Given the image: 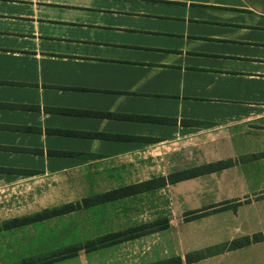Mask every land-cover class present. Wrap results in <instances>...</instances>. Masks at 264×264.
<instances>
[{"label":"crops","instance_id":"obj_1","mask_svg":"<svg viewBox=\"0 0 264 264\" xmlns=\"http://www.w3.org/2000/svg\"><path fill=\"white\" fill-rule=\"evenodd\" d=\"M226 160L235 163L160 189L172 210H241L243 164L264 167V0H0V222L168 177L182 162ZM176 222L101 252L123 255L106 253L108 264L185 261L242 238L191 242L189 223ZM257 246L196 263H260L264 248L226 257Z\"/></svg>","mask_w":264,"mask_h":264},{"label":"rangeland","instance_id":"obj_2","mask_svg":"<svg viewBox=\"0 0 264 264\" xmlns=\"http://www.w3.org/2000/svg\"><path fill=\"white\" fill-rule=\"evenodd\" d=\"M245 138L247 139V135ZM243 153L244 151H239L236 156L239 162H242L247 157L246 153ZM226 161L233 162V160ZM183 167L186 168L182 162L179 170H183ZM189 167L191 168V166ZM242 169V172H247V174L249 172L250 176L248 186H242L241 192H250V197H245L244 200L241 199L243 203L240 206L244 205L241 210L238 204H233L232 202L230 205L228 203H222L218 206L178 214V212L172 210L174 208L175 198H170L169 193L165 194L164 192H160V190L151 191L115 204L82 210L56 220H49L10 231H0V264H61L65 260H68V258H71L70 261L72 262L76 261L75 259L80 253H86L88 255L81 254L82 257L79 258L80 260L74 264H108L105 258L106 253H109L107 256V260L109 261L113 258L123 259V255L120 253L113 255L114 252L110 251L101 252L103 249L94 252H85L82 250L74 254L73 257L70 255L74 247L84 244L86 241L102 237L112 232L123 231L142 224H152L164 219L168 222L169 220H173L181 224L189 223V227L183 231V234L191 242H197L201 239L205 241V238H209L208 241H212V236H215L216 240H226L232 237L235 239L248 235L253 237L258 233L264 236V167L259 164L250 165L249 163H245ZM176 208H180V205H177ZM219 209L222 211L230 209V211L223 214L220 220H214L212 218L210 220H201L202 218L221 212ZM196 220L201 223H196ZM2 222L4 221H1L0 224ZM201 225L205 228L204 231H207V234H209L208 237L203 232H200L199 227ZM153 229H157V227ZM210 230L213 232H209ZM199 233H202L204 238L198 239L197 236ZM160 240L162 241V239ZM149 243L150 245H146L145 249H150L149 252L151 254L157 244L154 246L152 241H149ZM194 247L195 245H181L176 248V251L182 253ZM259 248L262 249L264 246H257L256 248H251V250L247 249L245 252L230 254L226 257H229V260L241 262L243 259L251 256L252 251L259 253ZM125 249H131L130 254L135 253L137 250L135 246L133 248L130 245ZM261 253L264 255V250H261ZM149 257L150 255L146 259L143 258L142 264H157L164 260L172 261L177 256L171 253L169 258L155 261L149 259ZM258 260L253 257L250 264H264V261L258 263ZM110 264H118V262L111 261Z\"/></svg>","mask_w":264,"mask_h":264},{"label":"trees","instance_id":"obj_3","mask_svg":"<svg viewBox=\"0 0 264 264\" xmlns=\"http://www.w3.org/2000/svg\"><path fill=\"white\" fill-rule=\"evenodd\" d=\"M233 165L234 162L232 161H220L216 163L204 164L201 166H195L179 171H174L169 174L168 177L154 178L147 182L124 186L106 193L85 198L80 202L64 204L59 207L45 209L41 212L32 215L6 220L0 224V231H10L14 229L23 228L52 218L64 216L73 212H78L93 207L106 205L108 203L138 196L143 193L157 191L168 186H172L178 182L222 171L224 169L232 167ZM155 227H157V229H153ZM168 227L169 222L164 219L161 221H156L152 224H142L140 226L129 228L123 231L112 232L102 237L86 241L84 244H80L74 247L70 256L73 257L74 254L82 250H84L85 252H94L99 249L108 248L126 241L147 236L155 232L164 231L168 229ZM262 241H264V236L261 233H258L255 234L253 237H242L222 245H217L215 247L208 248L204 251H194L188 253L185 256V261H183L181 257H175L172 259V261L164 260L158 262L157 264H193L209 256H213L227 251H235L250 246L253 243H259Z\"/></svg>","mask_w":264,"mask_h":264}]
</instances>
